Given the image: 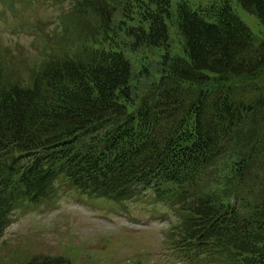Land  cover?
<instances>
[{"label": "trees", "instance_id": "16d2710c", "mask_svg": "<svg viewBox=\"0 0 264 264\" xmlns=\"http://www.w3.org/2000/svg\"><path fill=\"white\" fill-rule=\"evenodd\" d=\"M74 3L72 22L98 19L82 46L28 83L0 63V238L18 208L65 181L90 198L152 191L174 205L180 258L264 264V0L176 14L171 0Z\"/></svg>", "mask_w": 264, "mask_h": 264}, {"label": "rangeland", "instance_id": "374dc122", "mask_svg": "<svg viewBox=\"0 0 264 264\" xmlns=\"http://www.w3.org/2000/svg\"><path fill=\"white\" fill-rule=\"evenodd\" d=\"M75 1L0 0V63L6 74L12 78L17 74L15 79L21 76L28 83L32 71L50 57H60L96 34L95 16L73 22L68 16ZM182 3L198 10L218 0H171L174 14ZM231 5L253 32L261 31L255 16L237 2V8ZM173 30L178 42L181 37ZM75 194L71 184L63 181L48 200L18 208L0 238V264H27L44 256L65 257L73 264H183L165 248L171 245L165 237L175 243L179 239L173 227L180 215L174 205L157 202L146 192L126 203L127 212L125 207L87 202ZM200 259L217 264L213 257Z\"/></svg>", "mask_w": 264, "mask_h": 264}]
</instances>
